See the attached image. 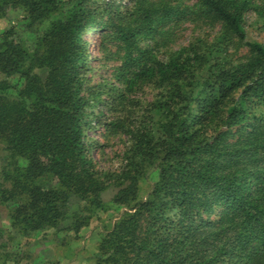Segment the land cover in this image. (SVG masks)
<instances>
[{"label": "trees", "instance_id": "trees-1", "mask_svg": "<svg viewBox=\"0 0 264 264\" xmlns=\"http://www.w3.org/2000/svg\"><path fill=\"white\" fill-rule=\"evenodd\" d=\"M14 7L24 15L0 32V143L25 162L0 181L11 228L30 236L69 218L77 230L113 186L125 211L95 264H264V43L244 30L264 0H0V17ZM199 20L218 23L214 43L175 46L174 27ZM90 33L115 44L125 89L159 90L128 117L123 97L101 140L105 102L84 92ZM229 45L247 51L232 58ZM109 125L126 138L116 168L95 156Z\"/></svg>", "mask_w": 264, "mask_h": 264}, {"label": "rangeland", "instance_id": "rangeland-1", "mask_svg": "<svg viewBox=\"0 0 264 264\" xmlns=\"http://www.w3.org/2000/svg\"><path fill=\"white\" fill-rule=\"evenodd\" d=\"M23 15L24 12L19 7L7 9L5 15L0 17V32L10 26L15 27ZM209 21H185L174 27L175 46L191 41L198 42L200 45L211 46L210 44H213L218 36L219 25ZM19 26L21 25L19 24ZM44 26L45 23L40 27L34 26L33 30L37 29L39 32ZM33 30L25 31L22 34L24 37L30 38L34 35ZM244 30L246 40L264 43V11L262 15H259L250 10L245 16ZM18 31L20 33L22 28L18 27ZM87 37L90 42L88 51L90 50L95 54V59L92 58L88 62V69L84 74L86 79L84 92L92 95L99 93L98 99L105 102L97 110L102 111L103 116L100 119L99 131H95L93 134L97 140H101L100 130L104 129L107 124L114 123L116 118L121 117L123 111L125 113L123 97L128 96L129 99L125 101L130 109L126 112V117H128L129 111H132L131 115H133L137 114L138 110L145 108V103L153 100L159 90L150 84L137 85L131 90L125 89L116 80L119 58L117 55L109 53L110 50H115V44H109L106 48L100 49L98 48V33H90ZM246 51V47L235 48V46L229 45L225 54H231L232 58H236L245 54ZM1 78L2 76H0ZM98 99L96 102L99 101ZM105 134L108 135L106 141L110 142V146L105 147L106 153L102 158L98 151H95L97 163L100 167L116 168L119 165L120 153L126 138L123 135V137H119L117 133H113V126L111 125ZM9 161L11 160L0 143V181L3 171L9 172L10 168H14L13 165L18 167L25 163L20 158H17V161L15 159L13 164ZM155 176V171L150 170L140 180V197L146 195L155 180ZM115 191L116 188L112 186L101 194V208H95L86 223L77 230L70 228V219L68 218L56 228L43 229L30 236L20 235L11 228L8 207L0 201V264H95L94 254L98 243L125 211L124 207L112 202ZM81 215L87 214L82 213Z\"/></svg>", "mask_w": 264, "mask_h": 264}]
</instances>
